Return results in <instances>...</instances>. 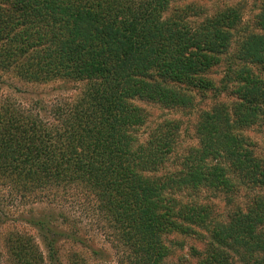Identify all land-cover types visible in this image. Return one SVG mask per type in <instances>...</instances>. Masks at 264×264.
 Masks as SVG:
<instances>
[{
	"label": "trees",
	"instance_id": "16d2710c",
	"mask_svg": "<svg viewBox=\"0 0 264 264\" xmlns=\"http://www.w3.org/2000/svg\"><path fill=\"white\" fill-rule=\"evenodd\" d=\"M181 1L0 0V72L75 90L49 119L0 97V187L89 197L121 264H165L174 235L205 244L198 264H264V157L247 133L264 131V0L250 21L247 2ZM145 104L183 112L196 142ZM54 211L25 219L61 264L57 240H85ZM22 244L16 264H40Z\"/></svg>",
	"mask_w": 264,
	"mask_h": 264
},
{
	"label": "rangeland",
	"instance_id": "374dc122",
	"mask_svg": "<svg viewBox=\"0 0 264 264\" xmlns=\"http://www.w3.org/2000/svg\"><path fill=\"white\" fill-rule=\"evenodd\" d=\"M191 2L193 0H182L181 2ZM197 3L204 4L209 10L226 3L247 2L246 19L250 21L253 16V0H194ZM73 83H68L65 87L61 82L51 84H27L14 77H7L0 72V97H9L13 101L20 103L27 108L34 106V110L42 116L50 118L51 109L60 101L65 99L75 90H69ZM151 113V118L156 121L164 117L183 118L185 123L182 130V144L196 142L194 137V128L192 124L187 123L188 118L183 112L168 111L156 105L145 104ZM49 115V116H48ZM194 118V117H193ZM192 118V119H193ZM248 135L256 142V151L264 157V131L254 127L247 131ZM144 137V136H143ZM69 191V190H68ZM61 190L57 196L51 199L44 198L42 201L34 202L28 197H21L16 194V190H10L6 187H0V209L3 213L0 223V264H16L19 251L11 248L10 241L17 238L22 242V246L28 251L29 246L33 244L37 250L38 260L43 255L40 264H54L47 258V247L40 231L36 226L26 222L27 217H39L41 214L54 211H62L67 215L70 222L63 224L61 229H76L85 242H74L70 239H58L56 247L58 249L61 264H74L75 257H81L88 264H121V253L113 245L112 238L105 231L104 218L96 210L94 201L89 197L79 196L74 191ZM217 214H226L228 205L221 198L214 199ZM57 222L63 221L62 217L56 216ZM75 226V227H74ZM171 237V235H170ZM172 238L179 242L173 246V253L166 260L165 264H198V258L191 253V246H196L202 250L205 247L193 237L184 235H174ZM29 239V241L27 240ZM93 250H98L94 253ZM79 255L76 256L75 254ZM28 254L27 258H31ZM36 255V256H37Z\"/></svg>",
	"mask_w": 264,
	"mask_h": 264
}]
</instances>
